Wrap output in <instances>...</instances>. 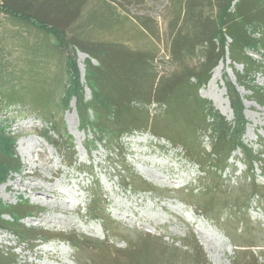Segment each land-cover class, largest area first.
<instances>
[{
	"label": "rangeland",
	"instance_id": "obj_1",
	"mask_svg": "<svg viewBox=\"0 0 264 264\" xmlns=\"http://www.w3.org/2000/svg\"><path fill=\"white\" fill-rule=\"evenodd\" d=\"M43 1L37 7L55 17L61 0H50V4ZM108 1L126 18L135 22L142 19L148 24L143 26L145 29L137 25L132 28L140 35L146 33V42L155 49L150 65L157 76L165 79L183 67L171 52L174 37L178 33L192 34L197 27L196 20L211 17L217 11L213 0ZM29 30L15 25L0 12V37L4 38L1 42L8 49L5 53L11 52L14 39L9 41L12 36H8L14 33L26 41L29 39L30 43L35 42ZM131 31L127 26L124 40L137 38L131 36ZM47 40L43 53L23 52L19 62L31 56L40 60L48 82L33 60L7 71L0 68V153L10 152L20 162L19 171L7 168L6 174H12L0 181V209L25 203L33 207L32 215L23 220L26 225L48 230L52 236L63 232V237L78 234L90 240L88 245L74 248L69 242L54 237L37 240L31 249L13 232L0 229V247L14 251L16 264H130L134 248L127 245H133L136 236L145 233L162 237L158 241L160 245L149 246L153 255L148 254L142 261L146 264L156 261V264H189L180 258H171L164 250L172 245L182 252L188 251L189 247L182 243L193 240L209 264H247V261L264 264V195L260 188H251L252 184L264 186L258 165L252 172L248 171L242 163L241 151L235 148L228 167L216 171L217 180L213 182L210 164L214 161L204 163L206 172H201L178 140L164 134L156 136L148 128L126 131L118 142L101 144L96 137L101 136L99 129L85 126L77 109V96L91 98V87L85 80L87 55L79 51H76L79 84L74 82L64 102L53 103L57 117L39 113L48 109V88L53 92L50 103L53 99L59 100L57 78L63 71L59 55L47 50L54 41ZM138 41L146 44L143 38ZM20 48L12 47V55L18 54ZM6 55L5 64L19 63ZM253 58L264 66V55L258 52ZM197 60V56H192L184 61L192 65ZM133 62L134 58L120 59L121 64ZM241 69L242 65H231L226 54L211 71L210 78L214 74V79L209 78L198 94L211 108L212 115H220L234 127L236 140L258 153L264 151V103L255 102L251 92L236 82L234 72ZM21 74L26 81L21 80ZM130 78L137 79V76L121 74L117 78L110 74L106 81L124 84ZM228 81L239 94L236 105L229 96ZM246 83L253 90H264V67L262 72L249 74ZM182 88L181 84L175 86L172 93L181 95ZM169 107L164 129L188 131L196 109L191 100H172ZM163 108L160 103L148 105L153 116L161 114ZM89 113L92 118V112ZM58 116L63 119V137L55 134L60 128L55 122ZM207 134H202L199 141L208 148L211 137ZM134 175L149 185H139ZM188 190L198 195L210 190L217 197L215 210L202 212L201 198L187 196ZM254 192L257 194L253 195ZM234 196L238 197L237 201ZM219 199L223 202H218Z\"/></svg>",
	"mask_w": 264,
	"mask_h": 264
},
{
	"label": "trees",
	"instance_id": "obj_2",
	"mask_svg": "<svg viewBox=\"0 0 264 264\" xmlns=\"http://www.w3.org/2000/svg\"><path fill=\"white\" fill-rule=\"evenodd\" d=\"M46 1L47 4H50V0ZM91 3V0H61L54 17L51 14L42 13V8L37 7L44 4L43 0H0V12L5 14L15 25L26 30L30 29L29 35H34L35 39V42L30 43L29 39L26 41L19 33L9 35L8 37L12 36L9 41L14 39V42L10 46L11 52L5 53L8 49L4 48L6 45L1 42L4 38L0 37L1 70L7 71L12 67H20L22 63L33 60L38 65L39 73L44 74L45 82H48L49 78L45 74V70L42 69L43 65H40L41 61L31 56L29 59H23V57V61L19 62L20 54L26 51L30 54H33L34 51L43 53V47L48 42L47 39H52L54 44L51 43V47L48 46V53L54 52L60 57L59 62L63 71L57 78L59 100L53 99V102L50 103L53 92L48 88V109L44 113L38 112L50 117L56 116L57 110L53 103L64 102V97L72 90L74 82L79 84L76 80L78 75L76 51H79L87 55L84 63L85 80L91 87V98L85 100L82 95L77 96V109L85 126L89 125L91 128L99 129L101 136L96 137L101 144L118 142L126 131L148 128L156 136L164 134L171 139L178 140L185 151H188V154L195 159L201 172H206L204 163L210 160L214 161L210 164L212 168L210 179L213 182L217 180L216 171L220 172L228 167L227 162L235 148L241 151L242 163L245 164L246 169L252 172L257 164L261 176L264 177V151L256 153L245 144L243 145L240 140H236L233 136L235 134L234 127L231 128L220 115L216 113L212 115L211 108L206 105L204 99L199 98L198 94L199 88L209 81L213 68L217 66L219 60L228 54L231 65H242L240 72H234L236 82L251 92V99L264 103V90L262 88L253 90L246 83L249 74L256 71L262 72L264 67L259 60L253 58V55L258 52L260 55H264V0H213V4L217 8L214 15L196 20L194 23L197 27L192 34L180 35L178 33L174 37L171 52L176 60L183 63V67L166 79L157 76L154 68L150 65L155 49L146 42V33L143 32L140 35L132 28L133 25L147 27L148 24L142 19L135 22L126 18L118 11L113 2L108 0ZM188 6L189 4H187ZM45 11L50 12V10ZM127 26L132 30L131 36L145 39L142 42L146 44L140 43L137 38L131 39V41L124 40ZM145 27L143 28L145 29ZM15 46L21 48L18 50V54L13 56L12 47ZM6 54L14 57L19 63L5 64L3 60L7 56ZM192 56H197V63L192 65L185 63V58ZM121 58L124 60L134 58V62L128 65L121 64ZM8 66L10 67L8 68ZM110 74H115L117 78L121 74L126 76L133 74L137 76V79L130 78L124 84L116 81L110 83L106 81ZM20 76L21 80H27L22 74ZM180 84L183 86L181 95L173 94L174 87ZM227 90L232 103L235 105L239 103V94L230 81H228ZM180 98L191 100L196 108L195 118L191 122L193 125L188 127V131L179 132L172 129L171 133L172 130L164 129V121L170 110L169 103ZM152 103H160L164 106L162 113L158 116L151 115L148 110V105ZM90 111L93 114L92 118L89 117ZM55 122L60 126L55 132L56 136L63 137L65 128L62 117L58 116ZM6 134L9 135L8 132ZM202 134L211 137L208 148L203 145L202 141H199ZM19 166L20 162L18 159L15 161L12 153L9 152L6 155H3V152L0 153V181L9 177L11 172L6 174L7 168L12 167L17 172ZM134 177L137 178L139 185H149L147 181H142L135 175ZM247 177L249 178V176ZM254 187L260 188L264 195V186L258 187L252 184L251 188ZM149 189L152 190V188L146 187V190ZM185 194L189 197L201 198L199 209L202 212L215 210L217 197L210 190L203 195H198L191 190ZM255 194L257 192L253 193V195ZM234 200L237 201L238 197L234 196ZM218 202H223V200L219 199ZM32 210L33 207L21 202L0 209V229L13 232L31 249L37 240L47 241L54 237L69 242L74 248L88 245L90 239L83 235L71 234L69 237H63L64 233L61 232L52 236L48 230L35 225H26L23 220L32 215ZM6 215L9 218H6ZM161 238L149 233L137 235L135 243L127 245L128 248H134L129 263L136 264L135 262L140 261L141 264H146L142 261L146 260L148 254L153 255L149 246L158 245ZM95 241L98 242V240ZM98 243L102 245L101 242ZM182 245L188 246L189 252H182L172 245L163 250L171 258L177 257L194 264H209L195 240L190 243H182ZM16 262L17 256L12 249L0 247V264H16ZM248 262L247 264H249Z\"/></svg>",
	"mask_w": 264,
	"mask_h": 264
},
{
	"label": "bare ground",
	"instance_id": "obj_3",
	"mask_svg": "<svg viewBox=\"0 0 264 264\" xmlns=\"http://www.w3.org/2000/svg\"><path fill=\"white\" fill-rule=\"evenodd\" d=\"M216 76V75H215ZM211 80H213L214 79V74H212V76H211V78H210ZM210 80V81H211ZM43 191H45V190H43Z\"/></svg>",
	"mask_w": 264,
	"mask_h": 264
}]
</instances>
